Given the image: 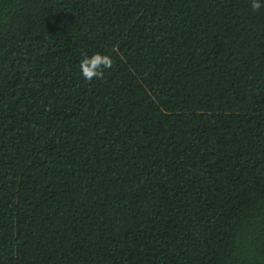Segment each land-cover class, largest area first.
Instances as JSON below:
<instances>
[{"label":"trees","instance_id":"16d2710c","mask_svg":"<svg viewBox=\"0 0 264 264\" xmlns=\"http://www.w3.org/2000/svg\"><path fill=\"white\" fill-rule=\"evenodd\" d=\"M0 264H264V6L0 0Z\"/></svg>","mask_w":264,"mask_h":264},{"label":"clouds","instance_id":"9594fccd","mask_svg":"<svg viewBox=\"0 0 264 264\" xmlns=\"http://www.w3.org/2000/svg\"><path fill=\"white\" fill-rule=\"evenodd\" d=\"M264 6V0H251V8L257 10ZM112 60L107 55L100 53H93L91 56L84 55L80 61L81 75L87 79L92 80L94 77L99 79L103 76L101 68L111 67Z\"/></svg>","mask_w":264,"mask_h":264}]
</instances>
